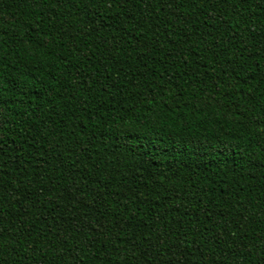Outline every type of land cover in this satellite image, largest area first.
Instances as JSON below:
<instances>
[{
	"label": "trees",
	"instance_id": "1",
	"mask_svg": "<svg viewBox=\"0 0 264 264\" xmlns=\"http://www.w3.org/2000/svg\"><path fill=\"white\" fill-rule=\"evenodd\" d=\"M0 264H264V0H0Z\"/></svg>",
	"mask_w": 264,
	"mask_h": 264
}]
</instances>
